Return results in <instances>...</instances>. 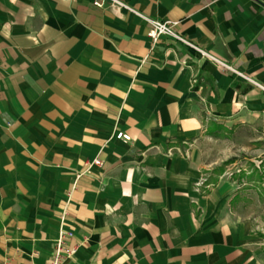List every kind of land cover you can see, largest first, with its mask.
Segmentation results:
<instances>
[{
    "label": "crops",
    "instance_id": "1",
    "mask_svg": "<svg viewBox=\"0 0 264 264\" xmlns=\"http://www.w3.org/2000/svg\"><path fill=\"white\" fill-rule=\"evenodd\" d=\"M120 1L254 83L107 1L0 0V263L63 227L62 264H264L256 181L215 170L264 119V0Z\"/></svg>",
    "mask_w": 264,
    "mask_h": 264
},
{
    "label": "built area",
    "instance_id": "2",
    "mask_svg": "<svg viewBox=\"0 0 264 264\" xmlns=\"http://www.w3.org/2000/svg\"><path fill=\"white\" fill-rule=\"evenodd\" d=\"M104 1L109 2V4L112 7H114L115 9H118V10L124 9V10H128L130 12H133L137 16L142 18L144 21H146L149 24V30H148L147 36L150 39L152 46L155 43H157L159 39H161L163 37L170 38L174 41H177V42L183 44L186 47H189V48L195 50L201 56L206 57L208 59H211L212 61L221 65L223 68L228 69V70L232 71L233 73H235L236 75L244 78L246 81L254 83V81L252 79L245 76L244 74H242L241 72L236 70L234 67H232L228 63L215 58L210 53H208L206 50L200 48L198 45L194 44L193 42L188 40L186 37H184L182 34H180L176 30V24H177L176 22L169 21V20H163L162 21V20L147 17V16L135 11L130 6H128L126 3H124L120 0H93L92 4L94 6H97V7H102L104 4ZM260 87L264 90L263 86H260ZM116 136H117V138H122L125 141L130 140L129 135L124 134L122 132L117 133ZM92 163L98 165V164H100V160L95 159L94 161H92ZM261 163H262V160L257 161V163H256L257 167H259V164H261ZM88 166H90V163L87 164V167ZM239 171H240V169L237 168L235 171H231L230 175H232L234 172H239ZM205 182H206L205 177H202L196 183V187L198 189H200V191H201L202 188L208 187V185H206ZM62 216H64V215H62ZM72 237H73L72 231L67 230L63 227L60 228L58 235L56 237V240L54 241V253L52 255V258L49 261V264H62V262L65 258H68V257H71L72 255H74V253L76 251V247L75 246L70 247L67 245V241H69ZM0 264H12V260L9 258H5L3 261H1Z\"/></svg>",
    "mask_w": 264,
    "mask_h": 264
},
{
    "label": "rangeland",
    "instance_id": "3",
    "mask_svg": "<svg viewBox=\"0 0 264 264\" xmlns=\"http://www.w3.org/2000/svg\"><path fill=\"white\" fill-rule=\"evenodd\" d=\"M258 135H260L261 140H258ZM227 137L235 141L238 140L239 142L243 140L245 145L243 146V149L239 147V152L237 153V155L232 157L234 161L226 164L224 169H227V167L230 166V171H235L238 168L240 169V171L234 172V174L236 175L234 178L243 177L245 179L250 177L251 180L254 179V181H256L255 186L259 187L260 194L256 192L255 193L260 197V206L263 213L262 218H264V119L261 118L259 128H255L253 130H249L247 128L230 129L227 131ZM251 139L256 140H254V142H250ZM250 159H259L263 161L261 164H259L258 168ZM247 187L253 188L251 186ZM246 193L249 194V197L253 196L252 192L250 191ZM256 194H254L255 197ZM246 199L252 201V198Z\"/></svg>",
    "mask_w": 264,
    "mask_h": 264
},
{
    "label": "trees",
    "instance_id": "4",
    "mask_svg": "<svg viewBox=\"0 0 264 264\" xmlns=\"http://www.w3.org/2000/svg\"><path fill=\"white\" fill-rule=\"evenodd\" d=\"M229 162H230V161H227V162L223 163V165H221L220 167H218L217 169H215L216 172H217V174H218V173H221L222 170H223V166L226 165V164L229 163ZM210 180H211V179H210ZM210 180L208 181V180L206 179V183H207V182H208V183L211 182ZM1 226H2V225H1V222H0V228H1Z\"/></svg>",
    "mask_w": 264,
    "mask_h": 264
}]
</instances>
